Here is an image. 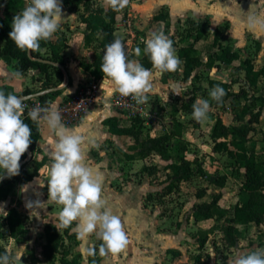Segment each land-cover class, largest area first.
<instances>
[{
    "label": "crops",
    "instance_id": "1",
    "mask_svg": "<svg viewBox=\"0 0 264 264\" xmlns=\"http://www.w3.org/2000/svg\"><path fill=\"white\" fill-rule=\"evenodd\" d=\"M88 1L91 3V7L92 5H100L105 8L102 4V0ZM84 2H87V0H79L76 5L71 6V3L74 4V2L67 4L61 0L63 19L58 32L51 39L53 42L57 41L60 43V51L64 58V64H55L58 65L61 72L52 71L49 76H45L36 73L33 68H29L21 73L19 77H16L13 75L14 68L12 64L7 63L0 56V87L3 85L6 86L8 92L14 95L17 94L22 101L38 97V94L44 93L50 89H58L57 93L49 97L46 103L47 107H49L51 105L57 106L59 102L75 93L81 86L93 81L96 82V100L85 109L78 119L71 122L62 120V123L69 129L89 137V140L81 145L83 162L87 168L98 170L115 168L116 179L119 181L120 173L123 171L119 164L123 162L126 164H133L134 166L141 165L138 168L129 169V174L121 185H115L113 182H111V185L114 187L115 192L121 191L129 184L137 187L141 185L138 192L139 198L136 207L138 211L141 210L146 212L142 202L143 194L152 192L157 188L158 184L150 180L154 174H149L147 171L141 170V167L145 164H156V157H158V155L156 153L149 154L155 156V161L151 163L147 161L149 155L134 158L126 157L121 151H126L127 153H133L135 151V149L131 148V145L134 143V137L127 133H113L109 130L108 125L103 122L108 116H117L120 117L126 125L130 123L129 119L122 116L112 102L116 92H111L108 84H103L101 87L104 75L95 78L91 74L89 68H84L81 65L82 62L90 63L93 60L94 53L101 50L97 46L96 41L85 43L84 34L86 27L85 23L80 19V15L85 12L86 3ZM28 3L29 0H0V19L11 23L13 16L19 14ZM121 11L122 19L115 23L113 33L115 37L123 41L128 59L139 60L141 63L144 54L142 48L144 41L149 38L152 32L163 31L165 34L170 35V38L173 40V46L178 57V51L181 46L193 45L201 61L193 68L189 76L184 77L183 59L179 57L181 61L179 70L176 72H166L167 75L164 81L162 80L163 74H158L157 70L154 69L152 65L147 67V69H150L153 73L150 80L152 88L147 95L151 98V109L148 110V113L154 116L152 117L154 128L163 120V113L171 107L172 101H176L175 98L178 97L180 100L179 104H177L179 111H184L186 109L181 106V102L188 100L189 94L183 95V97L185 96L183 99L182 89L187 86L186 84H188V82H191L192 77L200 79L202 74L215 71V75L210 74L206 79L207 85L210 88L213 87L209 85V79H219L222 81L230 80L229 75L223 73L218 68L219 64L223 65L224 63L214 60L212 66L206 65L208 54L212 53V55L215 56L216 52L219 50L218 45L213 42L215 29H218V40L222 44H229L233 49L238 51L239 58L235 59V61L240 62L241 59L249 57L252 62L254 53L258 55V61L263 60L261 55H264V29L249 27L248 23V18L252 14L258 18L264 19V2H262V0H130L129 5ZM85 14H87V11ZM199 16L206 18L209 28L207 34L200 38H195V32L188 29L186 24L189 23L187 20L189 17L198 19ZM224 20H227V27L225 28L220 26ZM224 36L227 37L229 41H224ZM250 43H252L251 46L249 45ZM245 45L248 47L247 51H242L243 49L240 50V48ZM137 47L141 49V55L139 57L135 55V49ZM40 50L44 55H49L50 53L48 46H42ZM218 71H221L226 78L220 75L216 76ZM176 75L178 77H176ZM26 87H29L31 90L30 94H21V91ZM196 100L197 97L194 98L193 103ZM258 129L260 128L258 127ZM39 130L40 136L37 139V146L39 148L27 155V161L23 166V169L30 172L34 162L42 160L37 173L29 180L14 181L13 187L7 197L0 199V207L4 209V211H0V224L1 227L6 228L4 229V233L7 235H9V229L5 223L4 216L9 208L19 213L26 224H41V230H43V224L46 221H51L55 224L59 221L58 213L62 206L56 204L54 201L48 200L47 180L42 171L45 165L51 164L49 152L51 151V141L56 139V136L55 132L49 129L44 122L39 124ZM152 130L153 129H150L149 131ZM259 132L261 133L262 131ZM159 134H162V132L158 134L149 133L150 136ZM254 137H256V135ZM104 143L109 145V149L113 150V147H115L116 153L110 155V153H108V148H103ZM110 156L113 157L114 161L110 160V158H112ZM135 170L138 172L132 173ZM240 179L242 183L244 179V173L242 171ZM40 183H44V187H41ZM24 186H27V191L23 190ZM223 187L224 185L221 186L220 189ZM241 191L243 197L240 200L237 199L233 201V203L247 198L248 192L244 189H241ZM37 193H40V195H37ZM102 199L105 201L106 207L109 208L110 204L113 205V202H109V204L107 199ZM36 200L44 202V208L36 209L39 216L30 214L31 210L25 206L26 202ZM231 205L229 207L225 205L221 206L231 209ZM124 208H126V205ZM124 212H121L122 217L120 219L123 227L128 229L126 233L129 239H131V243H129L121 253L115 256L112 254L100 256L95 260V264H161L159 259H161L163 252L167 254L169 252L168 249L177 248L174 247V245H166V247L160 248L155 243L156 236H158L156 234L159 233L152 232L153 230L146 231L142 229L144 228L142 227L139 228V231L136 230L135 233L132 230V226L136 227L138 225L137 227H139L141 222H143L141 220L145 217L143 216L140 221H136L137 217H135V215L130 217V212L128 213L125 210ZM149 213L151 212L149 211ZM191 217L193 218L192 214ZM125 220L127 221L125 223L126 225H124ZM199 221L200 219L196 222L198 223ZM73 225L70 231H75ZM239 230L241 232L238 236L237 244L233 246V248L230 247L233 249L232 254H235L233 253L234 248L241 249V247H239L240 244L243 243L245 239H248L254 230L258 231V228L255 222L251 221L245 226L240 225ZM259 231H264V229ZM28 232L29 227L24 233ZM9 237L13 239L18 236L12 237L9 235ZM91 237L92 236L80 239V241L89 242L90 244V242H92ZM170 240L174 241L175 239L170 236L167 238L166 242L168 243ZM164 241L165 240L162 239L160 242L164 243ZM80 246L81 243L77 246V249H79L77 252L81 254V257H84V251L80 249ZM5 248L10 254L11 249L7 246H5ZM212 250L214 252V249ZM247 252H249L248 249H243L239 254ZM208 253L210 255L211 252ZM235 256L236 255L225 256L218 262H210V260L207 259V262H201V264H229ZM88 258L89 257L86 258V263L81 264H87Z\"/></svg>",
    "mask_w": 264,
    "mask_h": 264
},
{
    "label": "trees",
    "instance_id": "2",
    "mask_svg": "<svg viewBox=\"0 0 264 264\" xmlns=\"http://www.w3.org/2000/svg\"><path fill=\"white\" fill-rule=\"evenodd\" d=\"M65 3H71V6L76 5L79 0H63ZM85 12L80 15L81 21L85 23L86 31L84 34L85 43L96 41L97 46L101 49L96 51L93 60L90 63L82 62L84 68H89L91 74L95 77L103 76L100 70V64L105 51V46L111 43L115 38L113 33L115 23L122 19V11L107 10L102 6L91 7L90 2L87 0ZM189 25L186 27L195 32V38H200L208 32L209 24L205 20L200 21L193 17L187 19ZM11 31V23L0 19V56L7 62L11 63L14 72L20 74L29 68H33L36 73L49 76L52 71L60 73V68L57 64H64V58L61 53L60 43L41 41L42 46H48L50 49L49 55H44L40 48L38 51L24 52L20 51L13 41L9 38L8 34ZM218 29L214 30V44L218 45V51L215 56L209 53L206 59V65L212 66L214 60H218L224 64H230L239 58V53L233 49L229 44H222L218 40ZM145 44L142 45L144 49ZM193 45H183L179 48V57L183 59V76L187 77L201 61L196 54ZM245 75L249 78L250 82L254 85L259 74L264 72V69H255L249 57L241 59ZM141 64L147 68L152 65L148 56L143 54ZM219 64V63H218ZM180 67V66H179ZM167 73H163L162 80L166 79ZM209 85L214 87L219 85L226 93L222 102H214L215 106L223 107L225 100L231 96L229 104L235 107L242 97H245L247 103L243 105L242 109L232 117L231 123L227 124L223 121L222 117L218 115L215 117L214 123L210 128V137L214 141L213 150L226 151V153L234 158L241 171L244 173V179L241 183V189L248 192L245 200L236 201L231 205V209L223 207L218 202L220 193L211 194L210 198L203 199L206 191L197 190L194 194L197 201L192 206V216L194 221L199 219H213L216 221L214 226L217 227L222 233V243L224 248H230L237 244L238 236L240 234L239 226H245L247 223L253 221L259 230L264 229V157L258 155L254 147H247L246 142L249 141L257 131V124L264 112V93L248 94L247 90L233 91L230 89L226 81L219 79H209ZM0 90L8 93L6 86H1ZM58 89H50L44 93L38 94V98L42 103H47L51 95L57 93ZM29 87L24 88L21 94H30ZM17 95V94H16ZM194 97H190L188 101H182L181 106L188 110H193ZM245 114L249 117L244 119ZM22 119L25 123L29 124L32 129L31 140L27 152L22 155L20 159V172L11 178H0V199L7 197L8 193L13 187L14 181L29 180L37 173L41 161H35L30 172L23 169L27 161V155L37 150V139L40 136L39 124L33 123L27 113H24ZM138 118L129 119V125H126L120 117L108 116L103 122L108 125L109 130L113 133H127L134 137V143L131 148L135 149L133 153L121 151L128 158L145 157L151 153H156L163 165L165 171L170 175H174L176 180H189L193 175L192 162L185 156L184 152L187 148L188 140L183 136V123L178 119H172V127L167 133L155 136H147L139 138L138 134L140 129L136 126ZM239 122H237V121ZM141 122V120H139ZM176 136L178 138L176 150L171 152L169 150V138ZM230 136V138H229ZM232 145L233 147H230ZM160 164H145L141 170L147 171L149 174H154L158 171ZM152 177L151 182L157 183V178ZM214 183L220 187L224 185L225 176L219 175L212 179ZM168 185V188H171ZM5 223L9 229V235L17 237L28 230V225L23 221L21 215L9 208L4 216ZM41 253L50 261L51 264H79V253L68 257V251L63 249V241L65 237L76 236L75 231H70V228L65 229L59 227L57 224L46 221L43 224ZM210 229H199L195 235L198 240L197 247L200 249L207 241ZM169 252L179 253L177 248L168 249ZM7 252L4 245L0 244V254ZM248 253V252H247ZM244 253V254H247ZM201 254L198 252L194 255V260H200ZM207 259L210 257L209 253L205 256ZM58 258L59 263L55 262ZM94 259L88 258L87 264H93Z\"/></svg>",
    "mask_w": 264,
    "mask_h": 264
},
{
    "label": "clouds",
    "instance_id": "3",
    "mask_svg": "<svg viewBox=\"0 0 264 264\" xmlns=\"http://www.w3.org/2000/svg\"><path fill=\"white\" fill-rule=\"evenodd\" d=\"M130 0H102L105 11H121ZM264 2V0H262ZM63 19L61 0H29L19 14L13 16L11 31L8 36L20 51H38L40 42H48L58 32ZM249 27L264 29V19L254 14L248 18ZM143 53L148 56L152 67L158 74L179 70L180 59L176 55L173 40L163 31L152 32L144 41ZM135 55H141V49H135ZM104 75L103 84H108L111 92L122 97H130L137 104L148 100L153 75L139 60L128 59L125 45L120 38H115L105 46L100 64ZM19 77V72H14ZM103 89V88H102ZM178 94V93H176ZM226 95L219 85L209 92L211 100L222 102ZM192 117L196 121L207 118L210 109L208 100L198 98L192 105ZM25 105L20 97L11 92L0 90V178H11L20 172V159L32 143V129L22 119ZM36 124L46 123L55 132L56 139L51 141L50 165L42 169L47 180L48 200L61 205L58 213L59 227L68 229L76 223L79 239L95 233L102 241L99 255L113 256L121 253L130 243L129 237L119 217L105 206L101 198L99 176H93L83 162L81 145L89 137L69 129L62 123L61 114L55 105L46 108L34 107L27 113ZM44 187V183H40ZM27 191V186H24ZM40 195V193H37ZM40 200L26 202V208L32 215L39 216L37 208H44ZM0 211H4L0 207ZM89 255H95L90 250ZM23 253L0 254V264H22ZM95 264V261H93ZM229 264H264V249L251 250L247 254H237Z\"/></svg>",
    "mask_w": 264,
    "mask_h": 264
},
{
    "label": "rangeland",
    "instance_id": "4",
    "mask_svg": "<svg viewBox=\"0 0 264 264\" xmlns=\"http://www.w3.org/2000/svg\"><path fill=\"white\" fill-rule=\"evenodd\" d=\"M198 20L205 21L206 18L199 16ZM186 25H189V23ZM220 26L223 28L227 27V20H224ZM223 40L227 41L228 38L224 36ZM251 44L252 43L249 45L251 46ZM247 49L248 47L246 45L240 48L242 51H247ZM257 56L258 55L254 53L252 56V63L255 69H261L264 67V55H261L263 58L262 61H258ZM218 68L223 73L229 75L230 80L226 81V83L233 91L240 92L244 89L247 90L246 92L248 94L264 93V72L258 75L256 83L253 85L249 78L245 75V70L241 61H235L230 65L219 64ZM210 74L215 75V71L202 74V79L192 77L191 82H188V84H186L187 86L182 89V97L185 94H189L188 100L190 97H197V99L203 98L209 101L210 109L206 119L202 121H196L193 119V110L185 109L184 111H179L177 104H179L180 100L177 97L175 98L176 101H172L171 107L163 113L164 118L159 122L160 126L158 125L154 128V125L152 124V117L154 116L149 113L144 114L143 119L138 117L141 122L136 120V126L140 129V133L138 134L139 138L147 137V135L149 136V133H167L172 127V119H178L183 123V136L189 141L184 154L192 162L191 165L193 169V175L189 180H176L174 175H170L169 172L165 171L159 157H156V161L160 164L158 171L154 176L157 178L156 180L158 186L152 192H146L143 194L142 202L146 210V212H143L141 210L138 211L136 207L139 198L138 192L141 185L137 187L129 184L118 192H115L114 187L111 185V182H113V184L115 183V185H121V183L127 178L129 169L138 168L141 166L140 164L136 166L123 162L119 164L121 169H123L122 173H120L119 181L116 179L115 168L109 170L88 168L94 177L97 175L99 176L101 183V197L107 199L108 203L113 202V205L109 203V208L112 210V214L114 213L113 215L121 218V212H124L125 210L128 213L130 212V217L135 215V217H137L136 221H140L144 216L145 218L141 220L143 222H141L139 227H137L138 225L136 227L132 226V230L135 233L136 230L139 231V228L144 227L142 229L146 231L153 230L152 232L159 233L156 234L158 236H156L157 238L155 239V243L160 248H164L166 245H174V247H177L179 253L168 252L165 254L163 252L161 259H159L161 264H201V262H207V258L205 256L208 252H211L208 260H210V262H218L225 256L239 254L243 251V249H248V251L264 249V231L260 232L258 229V231L254 230L252 235L240 244L239 247H241V249L234 248L233 253L235 254H232L233 247L224 248L223 246L221 238L222 233L214 226L216 221L213 219H200L197 223L191 217L192 206L197 201L194 196L197 190L206 191L203 199L210 198L211 194L220 193L218 202L220 200V204L227 207H229L233 201L237 199L240 200L243 197L240 179L241 168L238 166L234 158L230 157L226 151L213 150L214 141L210 137L209 133L215 117L220 115L225 123H231L232 117L242 109L243 105L247 103V100L245 97H242L240 102H238L235 107H232L229 104V100L231 99L230 96L225 100V105L223 107L215 106V101L211 100L209 97V92L212 88L207 85L206 81L208 75ZM176 77L178 76L176 75ZM150 103L151 98L148 97L147 106L146 109H144L145 112H149L148 110L151 109ZM248 117L249 115L245 114L244 119ZM132 118L134 119L137 117ZM259 121L260 123L258 122L257 129L258 127L260 129H258L253 137L246 142V145L247 147H254L258 152V155H262V157H264V112ZM150 129L153 130L149 131ZM259 131L262 132L260 133ZM255 135L256 137H254ZM177 140L178 138L176 136H171L169 138V150L171 152L176 150ZM230 147L233 146L230 145ZM103 148H108V153H110V155L116 153L114 149L115 147H113V150L109 149V145L107 143L103 144ZM110 160L114 161L113 157L110 158ZM147 161L149 163L154 162L155 156L149 155ZM136 171L137 170L132 173H137L138 171ZM219 175L225 176L224 187L222 189H220V186L212 181V179ZM262 179L264 181V175ZM171 184L172 187L168 188V185ZM123 205H126V208H124ZM149 211L152 214L149 213ZM124 215L126 216L125 212ZM126 222L127 221L125 220L124 225H126ZM56 223L59 226V221ZM75 223L76 222H73V229H76ZM27 225L29 227L28 233L20 234L17 238L12 239L9 235L4 233V229L6 228L1 227L0 224V244L11 249V255L23 253L22 264H51L50 261H48L41 253L40 245L43 241V230H41V224ZM210 228H213V230L209 234V239L203 247L199 249L197 247L198 240L195 235L199 229ZM124 229L126 232L128 231L127 228ZM90 236H92V242H90V244L89 242L86 243L84 241H80V239L78 240L77 233L76 236L65 237L63 241V249L68 251V257L78 253L77 251L79 249H77V246L81 243L82 247L80 246V249H83L84 257H81V254L79 253V263H86L87 257H92L94 261L97 260L100 257L99 245L102 241L97 239L95 233L90 234L88 238ZM170 236L175 240H170L167 243L166 240ZM162 239L165 240L164 243L160 242ZM129 240L131 243V239ZM212 249H214V252ZM90 250H95V255H89ZM198 252L201 254V257L200 260L195 261L194 255ZM55 262L59 263L58 258L55 259Z\"/></svg>",
    "mask_w": 264,
    "mask_h": 264
},
{
    "label": "built area",
    "instance_id": "5",
    "mask_svg": "<svg viewBox=\"0 0 264 264\" xmlns=\"http://www.w3.org/2000/svg\"><path fill=\"white\" fill-rule=\"evenodd\" d=\"M97 84L96 82H90L81 86L75 93L63 99L56 106L61 114L63 121L71 122L78 119L85 109L91 105L97 97L96 94ZM113 104L116 106L122 116L130 119L132 117L144 118L147 102L143 104H137L130 97H122L119 93H115L112 99ZM25 105L24 113L34 107L46 108L47 104L42 103L38 97L23 100ZM147 118V117H146Z\"/></svg>",
    "mask_w": 264,
    "mask_h": 264
},
{
    "label": "water",
    "instance_id": "6",
    "mask_svg": "<svg viewBox=\"0 0 264 264\" xmlns=\"http://www.w3.org/2000/svg\"><path fill=\"white\" fill-rule=\"evenodd\" d=\"M217 75L224 76L223 73H222L221 71H218V72H217ZM224 77H225V76H224ZM225 78H226V77H225ZM25 98H27V97H25ZM25 98H23V99H25ZM21 162H22V161H21ZM21 162H20V164H21ZM5 174H6V173H4V176H5Z\"/></svg>",
    "mask_w": 264,
    "mask_h": 264
}]
</instances>
